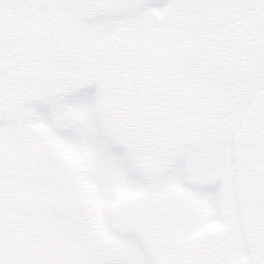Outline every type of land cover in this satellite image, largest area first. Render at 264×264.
<instances>
[{"label":"snow or ice","instance_id":"6c2138e0","mask_svg":"<svg viewBox=\"0 0 264 264\" xmlns=\"http://www.w3.org/2000/svg\"><path fill=\"white\" fill-rule=\"evenodd\" d=\"M0 264H264V0H0Z\"/></svg>","mask_w":264,"mask_h":264}]
</instances>
